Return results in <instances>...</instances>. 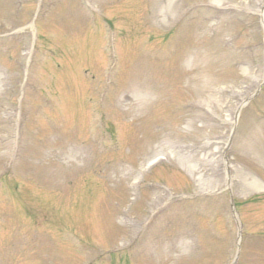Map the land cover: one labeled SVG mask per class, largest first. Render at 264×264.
<instances>
[{"label": "rangeland", "instance_id": "obj_1", "mask_svg": "<svg viewBox=\"0 0 264 264\" xmlns=\"http://www.w3.org/2000/svg\"><path fill=\"white\" fill-rule=\"evenodd\" d=\"M263 1L0 0V264H264Z\"/></svg>", "mask_w": 264, "mask_h": 264}]
</instances>
